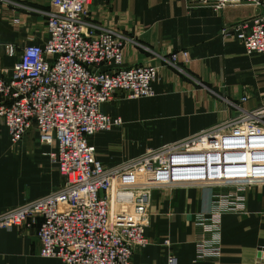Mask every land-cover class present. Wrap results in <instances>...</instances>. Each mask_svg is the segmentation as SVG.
I'll return each instance as SVG.
<instances>
[{"label": "built area", "instance_id": "1", "mask_svg": "<svg viewBox=\"0 0 264 264\" xmlns=\"http://www.w3.org/2000/svg\"><path fill=\"white\" fill-rule=\"evenodd\" d=\"M48 1L54 10L49 13L44 45H27L10 78L0 77V120L13 146L33 129L42 145L58 144L51 158L62 183L47 197L1 212L0 231L31 230L37 224L40 255L63 264H132L135 251L149 245L145 232L152 191L208 187L213 203L208 214L196 216L193 264L219 260L223 216L245 214L244 193L264 185V106L106 167L97 159L93 138L121 128L124 121L103 114L102 105L118 92L128 99L155 97L159 69L123 67L131 39L91 25L86 29L92 0ZM187 3L190 9L215 13L257 9L250 21L226 26L221 35L225 41H238L248 54H264V0ZM6 49L15 56L14 47ZM184 56L188 59L187 53ZM171 60L177 62L178 55ZM165 245L172 247L169 240ZM170 264H178L173 253Z\"/></svg>", "mask_w": 264, "mask_h": 264}, {"label": "crops", "instance_id": "2", "mask_svg": "<svg viewBox=\"0 0 264 264\" xmlns=\"http://www.w3.org/2000/svg\"><path fill=\"white\" fill-rule=\"evenodd\" d=\"M53 10L48 0H0V77L10 78L27 45H44ZM257 13L253 7L221 13L190 9L187 0H92L86 29L91 25L131 39L123 67L159 69L155 97L128 99L118 92L102 105L103 114L121 117L124 124L93 138L97 159L115 167L264 106V54H248L238 41L221 35L224 27L250 21ZM7 47H14L15 56L7 54ZM57 150V143L42 145L36 129L13 146L0 120V213L60 187L62 177L51 158ZM212 192L208 187L152 191L145 232L149 245L135 251L132 264H170L171 253L178 264H193L196 216L211 211ZM244 195L246 213L223 216L220 259L199 264L262 263L264 185ZM37 230V224L31 230H1L0 264H63L40 255ZM167 240L172 247L165 245Z\"/></svg>", "mask_w": 264, "mask_h": 264}, {"label": "rangeland", "instance_id": "3", "mask_svg": "<svg viewBox=\"0 0 264 264\" xmlns=\"http://www.w3.org/2000/svg\"><path fill=\"white\" fill-rule=\"evenodd\" d=\"M204 131H205V130H204ZM202 132H203V131H202ZM200 133H201V132H200ZM198 134H199V133H198ZM119 209H120V207H119ZM119 209H118V210H119Z\"/></svg>", "mask_w": 264, "mask_h": 264}]
</instances>
